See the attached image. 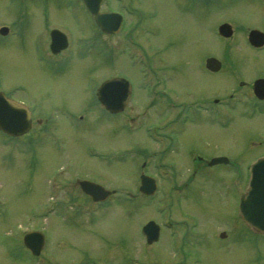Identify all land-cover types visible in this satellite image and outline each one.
Returning <instances> with one entry per match:
<instances>
[{
    "label": "rangeland",
    "instance_id": "rangeland-1",
    "mask_svg": "<svg viewBox=\"0 0 264 264\" xmlns=\"http://www.w3.org/2000/svg\"><path fill=\"white\" fill-rule=\"evenodd\" d=\"M206 1L202 22L199 9L184 12L173 0H137L144 27L153 30L139 35L143 48L109 52L100 46L89 48V33L101 39L102 47L109 39L119 45L124 41L90 31L89 17L78 6L50 5L51 21L59 17L72 43H79V54L74 48L67 62L54 66L41 60L33 47L37 36L43 42L40 7L28 8L32 14L25 23L21 21L19 34L0 39V88L5 92L14 88V96L23 98L35 113L31 128L12 138L14 143L5 142L6 136L0 133V264H39L40 257V264H179V254H173L176 244L168 232L162 231L151 244L141 233L147 220H162L163 210L176 221L184 251L203 235L202 253L186 264H264V238L247 227L238 208L249 177V161L264 152V112L250 117L231 114L227 125L203 113V125H192L191 137L186 139L203 151L201 174L193 175L188 160H172L167 151L160 166L156 167L150 155L145 159L151 150H161L149 132L166 121L167 111L164 107L159 111L158 104L145 98L139 86L146 79L157 74L171 86L172 66L189 59L193 69L184 71L182 77L193 80L199 69L196 63L203 59L204 65L205 57L216 56L224 64L221 73L203 70L200 81L177 85L182 93L194 94L186 99L228 98L235 92L229 98L230 116V112H247L250 107V94L239 89L238 82L264 75V49L250 48L248 28H240L264 30V0ZM8 3L0 0V24L17 12ZM221 21L233 25L230 38L217 35ZM142 58L149 62L146 76L139 73ZM115 74L132 80L139 89L123 113L108 119L94 99V90ZM136 125L141 127L133 131L131 126ZM153 134L162 137L161 130ZM253 139H259L257 146L250 145ZM217 155H227L229 163L207 166L206 160ZM143 159L146 163L141 167ZM141 172L159 177V189L151 197L138 190ZM81 178L116 193L97 206L81 191ZM186 225L194 226L185 233ZM38 228L47 236L37 258L29 255L21 238ZM221 231L224 238L219 236ZM195 250H201L200 246Z\"/></svg>",
    "mask_w": 264,
    "mask_h": 264
},
{
    "label": "flooded vegetation",
    "instance_id": "flooded-vegetation-1",
    "mask_svg": "<svg viewBox=\"0 0 264 264\" xmlns=\"http://www.w3.org/2000/svg\"><path fill=\"white\" fill-rule=\"evenodd\" d=\"M66 1V2H64ZM174 3L177 5L178 8L182 9L184 12H189V10H192L193 8L200 10V18L203 22V0H173ZM8 7L12 6L13 8L17 9V12L13 16H7L6 22H3L0 24L1 26H5L6 33L0 34V39L4 38L6 36H15L16 34H19V27L22 23H25L27 20L30 19V16L32 14L31 10L29 11L28 8H32L36 6V8L40 7L42 10L41 14V21L45 25V28H42L44 31L43 39L40 35L41 40L43 42H39L37 38L33 42V47L36 48L40 54L41 60H46L50 66L58 65L61 61H68L73 53H75L74 48L76 49V52L79 54L78 50V44L79 43H72V39L70 37L71 33L68 29H65L60 25L61 19L59 17H56V19L51 21V18H49V8H57L62 6L64 3L66 5H74V7H80L83 11L86 12L87 18L89 17L88 23L90 24V31L93 30V33L97 32L101 34L104 37L112 38L116 37L119 41L122 40L120 45L117 42L112 43L109 39L106 40L104 43V47L101 45V39L92 34L89 33L88 39V45L89 48L91 47H97L100 46V48H103L106 52L112 51L114 48H121L130 46L133 48H143L142 43L139 40V35L143 34L144 32L149 33V30H153L152 27L146 25L144 27V24L142 23L143 20V12L138 8L137 0H101L99 5V10L104 12H109L112 15L110 18L119 19L118 26L114 29V31L111 32H103L101 31L94 21L93 15L86 9V7L83 4L82 0H8ZM52 7H51V6ZM76 5V6H75ZM195 11V10H194ZM191 13V12H190ZM8 15V14H7ZM63 19V18H62ZM108 25L110 28H113V23L111 21L108 22ZM58 29L62 34H55L52 30ZM147 31H146V30ZM89 31V32H90ZM86 34V33H84ZM98 34V35H99ZM54 35H57V37L61 40L58 41V43L65 42L64 47H60L57 51H53L51 49V44L53 43V37ZM78 40L79 36H77ZM86 37V36H85ZM44 46V47H43ZM149 63V62H148ZM198 64V70L196 71V75H194L195 79H189L187 77H182V73L184 71H190V69H193V65L189 63V59H182V61L179 64H175L172 66V77H173V84L171 86L168 85L167 79L162 78L159 75L155 74L154 79H150L147 83L151 85L153 88L152 92L149 93L152 97V100L150 104H158L159 111H164L166 109L167 117L166 121L161 125H154L157 130H161L163 139V145L160 148V145L157 146L161 150H157L159 154L158 156H162L164 152H168L171 159H177L184 158L185 160H188L193 169L192 173L195 174H201L202 168H203V151L199 152L197 148L190 142L189 144L186 143V139L191 137V126H199L203 125V113L205 116H208L207 111L209 109H213V106L209 107L210 101L209 99L203 100V97H198L195 99H186L185 96L187 95H194V94H184L179 89L177 82H198L200 81L199 77L203 78V70L209 74H218L223 71V67L218 71H209L205 67L203 68V59L197 62ZM237 67V66H236ZM240 68V67H238ZM238 73H241L239 69ZM247 71L248 69H244ZM154 71V70H153ZM155 72V71H154ZM118 75V74H115ZM242 75V74H241ZM112 76V75H110ZM243 76V75H242ZM257 77H264L263 74H256L254 76L249 77L246 81L240 80L238 82L239 89L245 88L244 91L248 94H250L251 98V113H261L264 112V99H258L253 94V86L252 82ZM168 78H171L168 76ZM151 81V83H150ZM167 83V84H166ZM148 84V85H149ZM163 86V87H162ZM167 87V90L165 88ZM235 89V88H234ZM148 93V91H146ZM159 100V101H157ZM162 100V103L161 101ZM212 103H217L212 100ZM124 110L121 112L123 113ZM242 111H234L233 114H239ZM33 114L34 111L30 110L31 115V125L33 123ZM39 121V120H37ZM167 127V129H166ZM257 139H253L250 143L252 146H257ZM196 142V141H194ZM259 142V141H258ZM196 143H203L202 142H196ZM152 152L156 153V149L151 150ZM149 153V152H148ZM264 152H261L259 155H263ZM200 167V168H199ZM200 169V170H199ZM171 222L174 226L176 223L175 220L171 219ZM186 225V231L191 230L192 227ZM160 229V233H161ZM180 232H177V229L175 228V234L172 235V237L177 238L173 241L175 245V250L173 254L176 253L180 256V263L179 264H186L187 259L197 257L200 253H202L203 248V235L201 234L196 238V243L192 245L189 251H184L182 249L183 241L180 240L183 238V236ZM171 237V239H172ZM172 242V241H171ZM181 242V243H180ZM200 246L201 250H195L194 248L196 246ZM199 253V254H198ZM191 261H188V264H191ZM196 263V261H195ZM174 264V261L173 263Z\"/></svg>",
    "mask_w": 264,
    "mask_h": 264
},
{
    "label": "water",
    "instance_id": "water-1",
    "mask_svg": "<svg viewBox=\"0 0 264 264\" xmlns=\"http://www.w3.org/2000/svg\"><path fill=\"white\" fill-rule=\"evenodd\" d=\"M88 9L94 14L97 25L104 31L109 30L107 27V21L109 15L103 12H99L100 0H83ZM1 32H5V27L0 29ZM218 32L228 37L232 33L231 26L228 23H222L218 27ZM55 34H62L57 30ZM248 39L251 44L260 46L264 43V33L252 29L249 31ZM54 35L52 49L57 50L59 47H63L65 42ZM61 45V46H60ZM220 66L218 59L214 57L206 58V67L216 70ZM255 92L259 97L264 96V78L255 80ZM129 93L128 82L119 77L105 80L97 88L98 99L103 105L111 112L120 111L127 100ZM29 114L26 108L17 106L15 103L9 101L0 92V128L9 134H20L25 132L29 128ZM225 157H214L209 161V164L226 162ZM81 188L92 196L94 200H103L110 194L109 190H106L103 186L88 181L81 180ZM156 188L155 179L151 176L141 174L139 189L146 194H151ZM240 211L243 220L254 230L264 232V156L257 158L250 165V178L246 192L240 198ZM143 233L146 235L147 242H152L158 238V226L149 221L142 227ZM221 236H224L221 233ZM24 243L28 246L34 254H37L43 245V236L39 232H30L25 234Z\"/></svg>",
    "mask_w": 264,
    "mask_h": 264
}]
</instances>
